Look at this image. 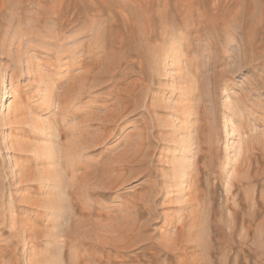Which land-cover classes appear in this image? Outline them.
<instances>
[{
  "label": "rangeland",
  "instance_id": "374dc122",
  "mask_svg": "<svg viewBox=\"0 0 264 264\" xmlns=\"http://www.w3.org/2000/svg\"><path fill=\"white\" fill-rule=\"evenodd\" d=\"M83 1L0 0V264H264V0Z\"/></svg>",
  "mask_w": 264,
  "mask_h": 264
},
{
  "label": "bare ground",
  "instance_id": "6f19581e",
  "mask_svg": "<svg viewBox=\"0 0 264 264\" xmlns=\"http://www.w3.org/2000/svg\"><path fill=\"white\" fill-rule=\"evenodd\" d=\"M82 1V0H81ZM112 0H84L83 2L84 3H86V5H92V6H95V5H97L99 8H100V10H101V7H102V5H108V3H110ZM165 1V0H164ZM65 1H61V3H64ZM160 2H163V0H119V4H118V8L119 9H117V11H118V13L120 14V16H122V18H123V20H124V22L125 21H128V22H130L132 19H134L136 22H137V24H139V23H141V22H144L145 24H146V28H145V30H147V29H150V24H149V22H150V20H151V18L153 17V14H152V6L154 5V4H159ZM60 3V4H61ZM34 4V3H33ZM67 4V3H66ZM72 3H68V5H71ZM100 4V5H99ZM14 5H16V4H14ZM32 5V4H31ZM83 5V4H82ZM33 6V5H32ZM74 6H75V4H74ZM101 6V7H100ZM167 6H168V4L166 3H164V5L162 6V7H165V8H167ZM73 6H71V8H72ZM81 7V6H80ZM80 7H78V8H80ZM125 7V8H124ZM130 7H131V9H133L134 11H137L138 13H136V14H134V13H130V15H128L127 16V14L129 13V11H126L127 12V14H124L123 12H125V10H129L130 9ZM81 8H83V7H81ZM30 9H31V7H30ZM124 9V10H123ZM157 13L159 14V16H161L163 13L164 14H166L167 12H168V10L166 9H163V8H161V7H159L157 10ZM88 14V13H87ZM138 14V15H137ZM90 15V14H89ZM88 15V16H89ZM92 15H99V14H97V12H95L94 14H92ZM86 16V15H85ZM177 15H172V22L171 23H168V21L163 25V30H168V28H169V25L170 24H174L176 21L174 20V19H176L177 17H176ZM70 17H72V16H70ZM75 17V16H74ZM59 19V18H58ZM111 20L112 21H116L115 20V18H114V16L113 17H111ZM69 21V20H68ZM72 21V20H71ZM134 21V22H135ZM65 22H66V20H65ZM132 24V23H131ZM176 24H177V22H176ZM133 26H134V24H132ZM90 26V25H89ZM93 26H90V28H89V30H93V28H92ZM128 27V26H127ZM139 27V26H138ZM89 30H87V31H89ZM181 30V29H180ZM103 32V31H102ZM76 33V32H75ZM75 33H73V34H75ZM92 33H94V31L92 32ZM97 33H99V30H97ZM182 33V32H181ZM89 34H91V33H89ZM142 34V33H141ZM86 35V34H85ZM97 37V36H96ZM182 37V36H181ZM95 38V37H94ZM180 39V38H179ZM186 39V38H185ZM95 40V39H94ZM97 42V41H96ZM95 42V43H96ZM102 43V42H101ZM97 44V43H96ZM104 45V44H103ZM97 46V45H96ZM96 48H98V47H96ZM99 49V48H98ZM100 51V50H99ZM149 61V60H148ZM95 64V63H94ZM114 64V63H113ZM112 64V65H113ZM102 64H101V62L99 63V64H96V65H91L90 67H88V69H86L85 71H84V74H83V76L81 77V80H82V82L80 83V82H78V85L75 87V88H72L71 89V91L69 92V93H67V100L69 101H67V103H72V102H70L71 100H70V98L69 97H71L72 95H76V96H82V94L83 93H85L86 92V89H85V87H86V82L90 79V78H93L94 80H96V78L98 77H100L99 76V73H104V71H108L107 70V66H106V69H103V68H105V66H103L102 67V69H101V71L100 72H98V70H100V69H98L97 68V72L95 71V69H96V67H99L100 68V66H101ZM112 68V67H111ZM110 70V69H109ZM96 73H95V72ZM105 74V73H104ZM142 74V73H141ZM144 76V75H143ZM92 80V79H91ZM80 81V80H79ZM73 82H74V80H73ZM91 82V81H90ZM80 83V84H79ZM92 84V83H91ZM91 84H89V82H88V84L87 85H89V86H91ZM124 84V83H123ZM93 85V84H92ZM133 85H135V84H133ZM109 86V85H108ZM88 87V86H87ZM94 87H95V85H94ZM89 88H91V87H89ZM88 88V90H90ZM92 88H93V86H92ZM118 88V87H117ZM129 89L130 88H127V90L125 91V92H127L126 94H130L129 92H131L132 93V91H129ZM70 90V89H69ZM79 91H81L80 93H79ZM7 92H8V82H7V80H6V77H5V75H2L1 76V81H0V112H3V111H5V109H6V103H7V101H8V97H7ZM123 92H124V90H123ZM105 93V92H104ZM90 94V93H89ZM107 94V93H106ZM156 95H158V90L156 91V93H155ZM125 94H123V96H124ZM102 96H105V95H102ZM90 97V96H89ZM99 97V96H98ZM126 97H127V95H126ZM64 99V98H63ZM101 99V98H100ZM127 99V101H128V98H126ZM124 97H123V99L122 98H120L119 99V101L118 102H120L119 104V106L117 107L116 106V108L115 109H113V110H116V114H115V117H117L118 116V114H120V113H122V111L124 112V110L125 109H127L128 107V105L127 104H129V103H127V102H125V100H126ZM73 100V99H72ZM75 100V99H74ZM132 102V101H131ZM130 102V103H131ZM104 104V103H103ZM63 105V104H62ZM101 106V105H100ZM114 106V105H113ZM106 107V106H105ZM109 107V106H108ZM132 107V106H131ZM106 109V108H105ZM111 109V108H110ZM130 109V106H129V108H128V110ZM132 109V108H131ZM113 110H111L110 112H112ZM89 112V111H88ZM126 112V111H125ZM114 113V112H113ZM113 113H111V114H113ZM106 114V113H105ZM111 114H110V116H111ZM125 114V113H124ZM128 114V113H127ZM93 115V114H92ZM117 115V116H116ZM85 116V115H84ZM113 116L114 115H112V117H110L109 119L111 120V118H113ZM122 116H123V114H122ZM88 117H89V115H88ZM91 117V116H90ZM96 117H98V118H91V121H92V119H98V121H99V124H101V125H98L97 127H96V129L98 130V132H97V136L96 137H94V139H85V141H82L81 143H80V145L78 144V145H76L75 144V148L73 147L71 150H73L74 151V149H75V151H77V150H87V149H90V148H94L98 143H99V141L103 138V133H102V131H101V133L99 132L100 130H102V128H105L106 126L108 127V125L109 124H107V122L109 123V122H114V118L112 119V121H110L107 117L108 116H106V115H99V116H96ZM87 118V117H86ZM118 118V117H117ZM117 118H115V120L117 119ZM119 120V119H118ZM118 120L116 121V122H118ZM86 121V120H85ZM90 122V121H89ZM116 122H115V124H116ZM112 125V124H111ZM110 128V127H109ZM108 129V128H107ZM105 134V133H104ZM107 135V134H106ZM109 135V134H108ZM108 135L107 136H105L106 138L108 137ZM84 140V139H83ZM103 141H104V139H102ZM101 140V142H103ZM101 144V143H100ZM61 147V146H60ZM77 148H79V149H77ZM75 151H74V153H75ZM64 154H65V152H64V150L62 151ZM68 152V151H67ZM62 156V155H61ZM66 157H68V156H66ZM58 159V158H57ZM129 162V161H128ZM62 167V166H61ZM71 167V166H70ZM69 167V168H70ZM74 169V168H73ZM103 170V169H102ZM119 171V170H118ZM89 172V171H88ZM113 172V171H112ZM122 172V171H121ZM120 173V172H119ZM124 173V172H123ZM119 176V175H118ZM120 176H122V175H120ZM113 177V176H112ZM119 180V179H118ZM104 181V180H103ZM106 181V180H105ZM117 182V181H116ZM111 183V182H110ZM109 183V184H110ZM107 186V185H106ZM110 187V186H109ZM98 189V188H97ZM104 189H106V187L104 188ZM68 190H66L65 191V193H66V195L67 194H69V192H67ZM63 195H64V192H63ZM58 196V195H57ZM65 196V195H64ZM57 199V198H56ZM61 201H62V198H61ZM61 201H58L57 202V204H56V206L55 207H62V203H61ZM66 203H68V202H66ZM70 206H71V203H70ZM51 209V208H50ZM53 209V208H52ZM55 209V208H54ZM83 216V215H82ZM60 217V216H59ZM197 217V216H196ZM125 219V218H124ZM126 220V219H125ZM120 225V224H119ZM125 226V225H124ZM132 226V225H131ZM130 228V227H129ZM133 228V227H132ZM127 229V228H126ZM114 231V230H113ZM123 232H126V230L124 229V231ZM128 232V231H127ZM110 246H113V247H120L119 245H117V244H110ZM84 247V246H83ZM123 247H125V246H121V248H123ZM85 253L87 252V251H84ZM83 252V253H84ZM83 253H81V254H83ZM85 255V254H84ZM89 256V255H88ZM107 256V255H106ZM91 257V256H90ZM91 259V258H90ZM106 260V259H105ZM109 260V259H108ZM92 261V260H91ZM106 264V263H105ZM125 264V263H124Z\"/></svg>",
  "mask_w": 264,
  "mask_h": 264
}]
</instances>
